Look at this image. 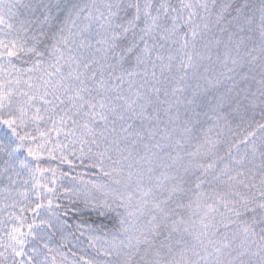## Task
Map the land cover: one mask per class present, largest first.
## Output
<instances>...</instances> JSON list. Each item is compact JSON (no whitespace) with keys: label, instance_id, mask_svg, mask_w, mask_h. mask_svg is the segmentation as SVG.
<instances>
[{"label":"snow or ice","instance_id":"6c2138e0","mask_svg":"<svg viewBox=\"0 0 264 264\" xmlns=\"http://www.w3.org/2000/svg\"><path fill=\"white\" fill-rule=\"evenodd\" d=\"M0 264H264V0H0Z\"/></svg>","mask_w":264,"mask_h":264},{"label":"trees","instance_id":"16d2710c","mask_svg":"<svg viewBox=\"0 0 264 264\" xmlns=\"http://www.w3.org/2000/svg\"><path fill=\"white\" fill-rule=\"evenodd\" d=\"M86 171V170H85ZM93 217L95 218L94 214H93ZM73 251H75V249H73ZM69 258L71 259V256H69Z\"/></svg>","mask_w":264,"mask_h":264}]
</instances>
